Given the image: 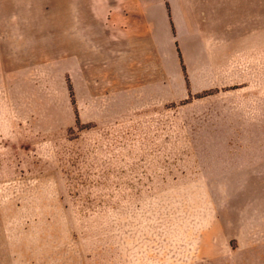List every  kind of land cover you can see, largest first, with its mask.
Instances as JSON below:
<instances>
[{"label": "rangeland", "instance_id": "374dc122", "mask_svg": "<svg viewBox=\"0 0 264 264\" xmlns=\"http://www.w3.org/2000/svg\"><path fill=\"white\" fill-rule=\"evenodd\" d=\"M57 53L0 65V264H264V84Z\"/></svg>", "mask_w": 264, "mask_h": 264}, {"label": "crops", "instance_id": "0c3cea01", "mask_svg": "<svg viewBox=\"0 0 264 264\" xmlns=\"http://www.w3.org/2000/svg\"><path fill=\"white\" fill-rule=\"evenodd\" d=\"M50 51L59 74L264 84V0H0L11 80Z\"/></svg>", "mask_w": 264, "mask_h": 264}]
</instances>
